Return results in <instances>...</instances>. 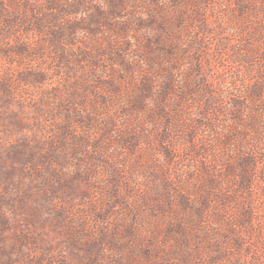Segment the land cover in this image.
Masks as SVG:
<instances>
[{"label": "rangeland", "instance_id": "obj_1", "mask_svg": "<svg viewBox=\"0 0 264 264\" xmlns=\"http://www.w3.org/2000/svg\"><path fill=\"white\" fill-rule=\"evenodd\" d=\"M0 264H264V0H0Z\"/></svg>", "mask_w": 264, "mask_h": 264}]
</instances>
